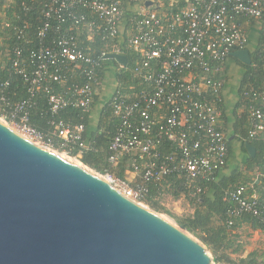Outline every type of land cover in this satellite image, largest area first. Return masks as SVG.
Here are the masks:
<instances>
[{
    "label": "built area",
    "instance_id": "obj_1",
    "mask_svg": "<svg viewBox=\"0 0 264 264\" xmlns=\"http://www.w3.org/2000/svg\"><path fill=\"white\" fill-rule=\"evenodd\" d=\"M1 1L5 10L12 0ZM147 1H22V12L13 13L16 22L5 24L15 31L9 75L23 80L27 96L16 99L9 80L0 87V117L33 141L69 153L94 149L84 123L57 116L69 107L88 112L105 75L100 71L112 67L104 55L129 52L132 84L116 82L105 103L117 119L107 160H124V175H106L142 203L152 190L156 200L176 190L198 196L225 166L228 138L219 121L226 60L232 51L247 48L246 22L264 17V0ZM97 37L102 45L94 53ZM127 65L118 62L116 70ZM40 93L51 115L47 131L31 122ZM243 95L248 137L256 139L264 132V84L249 83ZM252 188L225 189L229 227L250 215L264 231V196L250 193Z\"/></svg>",
    "mask_w": 264,
    "mask_h": 264
},
{
    "label": "water",
    "instance_id": "obj_2",
    "mask_svg": "<svg viewBox=\"0 0 264 264\" xmlns=\"http://www.w3.org/2000/svg\"><path fill=\"white\" fill-rule=\"evenodd\" d=\"M231 55L252 63L248 48ZM104 57L128 64L126 54ZM245 146L255 156L252 143ZM62 152L0 118V264H211L184 225Z\"/></svg>",
    "mask_w": 264,
    "mask_h": 264
},
{
    "label": "trees",
    "instance_id": "obj_3",
    "mask_svg": "<svg viewBox=\"0 0 264 264\" xmlns=\"http://www.w3.org/2000/svg\"><path fill=\"white\" fill-rule=\"evenodd\" d=\"M5 0H2V4ZM22 1L30 3L31 0H12L11 5L6 7L5 10H1L0 7V36L3 39V43L0 45V87L6 80L10 81V89L16 90V99H23L27 96L26 86L23 80L19 77L9 75L10 61L8 59L9 50L13 45L15 36L14 29L6 26V20H11L15 23L13 18L14 11H21ZM259 24V40L254 51L251 52L252 63L250 65L241 61V65L244 68L243 78L239 88V100L236 105L235 115L236 123L234 132L237 134V138L240 141L242 148V155H231L234 153L231 141H228V159L225 166L218 171L215 178L208 183V190L198 196H191L187 192L182 190H176L173 193L174 197L186 196L194 210L186 215H175L166 209L174 218L186 227L188 231L200 236L207 245L215 249L232 247L230 237L235 235L236 228L243 223H249L254 229L260 227L255 218L250 215H245L241 218L234 220V223L228 226V203L224 199L225 189L228 187H235L241 184H247L252 186L260 195L264 196V132L259 138L250 139L248 137V118H247V106L246 97L243 95L244 87L249 83H253L256 86L264 84V17L261 22L256 19H251L246 24L253 25ZM102 42L96 38V49L93 51L96 53L101 47ZM129 63L126 68H122L119 71L116 69L113 71L116 82L121 84L122 87H127L132 84L130 67L132 65V56L128 52ZM254 63H257L254 65ZM105 64L118 66V62L114 59H108ZM101 75L105 74V70L102 68ZM36 105L33 108V115L31 122L40 130L47 131L50 126L47 123L48 118L51 117L47 112L48 105L47 99L44 93H40L35 98ZM240 108H242L241 111ZM57 117L63 118L65 121L71 123H84L85 138L94 149L88 150H75L74 154H81V159L91 167L97 169L100 172H109L114 175L123 176L125 161H120L117 164H111L107 160L108 145L111 137L115 131L117 119L113 115L112 109L108 104H105L99 124L96 128L91 126L88 113L83 112L77 108H66ZM251 142L256 148L255 156L248 153L245 143ZM230 157L233 158L229 163ZM231 161V160H230ZM116 169L118 171H116ZM229 169V170H225ZM223 171H226L223 173ZM252 188V189H253ZM251 189V190H252ZM155 192L152 190L150 202L155 209L164 208L155 199ZM235 252L241 251L239 247L233 249ZM229 260L233 261L231 257ZM240 264H261L254 258L252 254L248 257L241 258Z\"/></svg>",
    "mask_w": 264,
    "mask_h": 264
},
{
    "label": "rangeland",
    "instance_id": "obj_4",
    "mask_svg": "<svg viewBox=\"0 0 264 264\" xmlns=\"http://www.w3.org/2000/svg\"><path fill=\"white\" fill-rule=\"evenodd\" d=\"M1 43H3V39L0 36V45ZM116 68L117 67L112 65L110 71L105 73V75L103 76L101 84L98 87V93L96 97L100 99L99 101H101L102 103H104L107 100V97L110 95L113 88L115 87L116 80L113 75V71ZM10 126L14 127L13 125ZM14 129L16 128L14 127ZM237 150H238L237 147L234 146L233 147L234 153H236ZM62 154L69 155L77 162L95 171L93 167L86 164L81 159L82 155H75L67 152H62ZM116 171L118 170L116 169ZM106 173L107 172L104 173L101 172L100 175H105ZM157 201L164 208H160L158 210L153 208L150 199L146 201L145 204L148 207L153 208L154 210H156L166 218H168L170 221L174 222L176 225L179 224L181 225V223L178 222L174 218V216H172L169 212H167L166 209L171 213H174L175 215H186L194 210L193 206L191 205V203L189 202L186 196L182 195L179 197H174L172 192L170 193L166 192ZM234 233L235 235H232L230 237L232 247L229 246L228 248H220V249L212 248L211 246L207 245L200 236L194 233L192 234L196 236L198 240H201L206 245V249L209 252L210 256L212 257L211 264H240L239 259L248 257L250 254L254 256V258L258 261V263L264 262V231H257L253 229L248 223H243L241 224V226L235 229ZM236 247H239L241 251L235 252L233 249ZM228 257H231L233 261L229 260Z\"/></svg>",
    "mask_w": 264,
    "mask_h": 264
},
{
    "label": "crops",
    "instance_id": "obj_5",
    "mask_svg": "<svg viewBox=\"0 0 264 264\" xmlns=\"http://www.w3.org/2000/svg\"><path fill=\"white\" fill-rule=\"evenodd\" d=\"M259 31L260 27L258 23L248 26V34H249V44L247 48L250 50V53L255 50L258 40H259ZM237 57L230 55L226 60V79H225V87H224V110L223 114L220 117L219 125L227 135L228 141H231L232 146L237 147L236 153L231 155H242V148L239 139L237 138V134L234 132V127L236 123V115H235V107L239 100V88L244 74V68L239 62ZM110 96V95H109ZM107 97V99L109 98ZM97 97L88 112L89 119L91 120V126L96 128L99 124L102 109L106 103H102L99 101ZM240 108L239 111H241ZM231 160V161H230ZM229 163L232 162L233 158L230 157ZM229 170V169H225ZM226 171H223L225 173ZM250 193L259 194L254 188L251 190ZM249 224V223H248ZM250 225V224H249ZM251 226V225H250ZM252 227V226H251ZM253 228V227H252ZM254 229V228H253ZM257 231H261L260 229H255Z\"/></svg>",
    "mask_w": 264,
    "mask_h": 264
},
{
    "label": "bare ground",
    "instance_id": "obj_6",
    "mask_svg": "<svg viewBox=\"0 0 264 264\" xmlns=\"http://www.w3.org/2000/svg\"><path fill=\"white\" fill-rule=\"evenodd\" d=\"M9 125V124H8ZM10 126V125H9ZM12 129H14V127H12V126H10ZM14 130H16V129H14ZM17 132H19V133H21L22 135H24L25 137H27V138H29V139H31V137L29 136V135H27L26 133H23V132H21V131H19V130H16ZM31 140H33V139H31ZM62 155H64V156H66V157H68V158H70L71 160H73V161H75V162H77L76 160H74L72 157H70L69 155H67V154H62ZM77 163H79V162H77ZM79 164H81V163H79ZM81 165H83V164H81ZM84 166V165H83ZM86 167V166H85ZM88 168V167H87ZM94 171V170H93ZM98 175H100L99 173H98ZM100 176H102L103 178H105L109 183H110V185L111 186H113L114 188H117L111 181H110V178L105 174V175H100ZM120 192H122L123 194H125L121 189H119V188H117ZM129 198H131V197H129ZM132 199V198H131ZM161 216H163L162 214H161ZM163 217H165V216H163ZM166 218V217H165ZM166 219H168V218H166ZM169 220V219H168ZM170 221V220H169ZM172 222V221H171ZM172 223H174V222H172ZM175 224V223H174ZM178 226V225H177ZM200 243H202L203 245H204V243L201 241V240H198ZM207 250V249H206Z\"/></svg>",
    "mask_w": 264,
    "mask_h": 264
}]
</instances>
